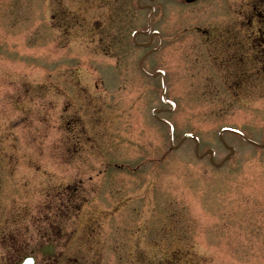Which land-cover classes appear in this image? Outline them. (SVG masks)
<instances>
[{
  "label": "rangeland",
  "instance_id": "obj_1",
  "mask_svg": "<svg viewBox=\"0 0 264 264\" xmlns=\"http://www.w3.org/2000/svg\"><path fill=\"white\" fill-rule=\"evenodd\" d=\"M133 1L132 6L130 0L117 1V12L106 16L103 8L97 10L107 26L114 25L110 21L117 18L115 26L118 29L115 26L111 28L122 30L123 37L113 49L116 56L113 51L106 54L103 50L93 53L79 49L80 39L71 42L74 45L72 50L80 51L79 56L101 58V69L106 71L111 84L109 92L100 86L101 94L96 95L101 100L106 98L101 114L104 116L115 110L120 128L118 133H131L132 155L160 156L165 151L164 161L158 167L149 163L128 176V184L135 185L127 192H134L133 199L121 203L120 211L104 219V229L109 230L112 237L122 236L133 245L131 252L123 255L124 260L112 252V262L264 264V148L253 145L237 133L223 130L226 127L239 129L247 137L264 143V84L222 85L217 79L211 82L205 74L202 77L192 75L197 71L191 65L194 60L192 47L199 37L190 28L196 17L191 7L180 2V23L176 27L170 22L165 25L164 60L163 54L149 58L151 71L162 65L159 60L165 62L168 70L167 97L175 101L176 108L163 112L161 116L174 126V142L181 143L172 149L168 125H161L152 113L154 108L165 106L161 99L160 79L152 81L140 73L134 62L140 60L144 51L133 48L131 53L126 43L129 31L132 33L145 27V13L138 10L136 0ZM165 2L173 7L172 10L179 8L174 0ZM118 3L123 5V15ZM125 6L132 7V10L126 12ZM172 10L166 19L173 18L177 10ZM52 12L45 0H0V82H8L10 78L7 75L23 77L28 82V87L22 85L24 94L18 112H12L17 104L13 102L12 106L8 99L12 98V89L5 84L0 86V97L10 95L5 103L0 102L3 107L6 104L4 108L7 111L3 114L6 118L10 115L13 119L16 115L20 118L16 123L18 126L12 129L2 115L0 118V137L9 138L8 143L13 139L19 142V148L13 154L20 160L16 166L17 176L11 175L8 168V158H12L8 150L6 159L2 160V168L0 165V177L2 173L6 178L5 181L0 180V193L4 196L2 201L5 205L14 199L23 205L30 190L42 192L50 189L47 176L42 174L48 166L47 142L52 134L50 129L48 132L46 123L50 119L47 86L53 80L48 75L47 65L62 60L61 56L67 54L63 48L67 40L60 36L58 26L62 22L52 16ZM125 12L131 24L121 27ZM161 25L158 22L155 28ZM126 51L132 54L134 68L118 64ZM105 62L111 63L115 73L106 69ZM85 72L82 70L87 74ZM102 76L105 80L106 75L102 73ZM91 79L92 75H87L86 81ZM94 80L90 81L91 85ZM31 87L33 89L26 90ZM68 87L63 93L77 92V86L72 83ZM93 90L99 91L94 85ZM27 92L28 96L34 94L33 102ZM68 94L53 97V103L60 109H71V105H63L66 100L72 102ZM33 120L36 128L31 129L29 124ZM188 131L199 137L200 153L210 147L215 149L214 162L208 154L197 156L195 140L184 138ZM32 138L38 144L30 145ZM224 143L235 147V153L218 166L215 162L225 160L230 152ZM31 146L37 148L31 149ZM27 158H37V161L32 163ZM31 174L37 176L31 178ZM142 179L143 184L140 183ZM142 191H147L146 197L139 196ZM124 203H127L125 207ZM135 205L142 212L133 208ZM15 214L8 206L0 211V238L13 230ZM142 253L146 260H141Z\"/></svg>",
  "mask_w": 264,
  "mask_h": 264
},
{
  "label": "flooded vegetation",
  "instance_id": "obj_2",
  "mask_svg": "<svg viewBox=\"0 0 264 264\" xmlns=\"http://www.w3.org/2000/svg\"><path fill=\"white\" fill-rule=\"evenodd\" d=\"M45 1L53 11L51 15L62 22L58 25L61 29L60 36L67 40V44L63 46L67 54L61 56L62 60L47 65L48 75L53 80L47 86L50 95V101L47 103L50 119L46 123L48 132L50 129L52 134L51 140L47 142L48 166L46 172L42 174L47 176L50 189L42 192H38L37 189L30 190L23 205L17 199L12 200L8 205L3 204L4 196L0 193V211L8 206L16 213L13 230L0 238V253L2 252L0 264H115L111 259L112 252L124 260L123 255L127 251L131 252L133 245L122 236L112 237L111 232L104 229V219L120 211L121 203L133 199L134 192L131 194L127 192L135 185L128 184L126 181L128 176L142 170L144 165L149 163L158 167L164 161V150L160 156L132 155L131 133H118L120 128L115 110H110L104 116L101 114L103 100L106 98L101 100L96 95L101 94V84L106 85L103 87L105 91L111 90L109 77L106 71L101 69L99 62L102 61L101 58L89 59L90 56L84 58L78 55L80 51L72 50L73 39H80L82 42L78 44L79 49L84 48L93 53L103 50L106 54L113 51L116 56L117 52L113 49L117 48L118 42L123 37L122 30H116L117 18L110 21L114 25L107 26L97 10L103 8L106 11L105 16L117 12L116 3L120 0ZM165 1L140 0L142 5L140 11L145 13L144 29H148L151 25V31H154L156 29L154 27L160 22V25L163 24L159 29L162 36L142 33L144 39H140L141 32H139L135 43L133 31L132 33L129 31L130 35L128 34L126 43L130 52L132 53L133 48H136L144 51L141 58L145 54L147 56L143 62L141 59L134 62L137 63L135 65L131 62L132 54L129 55V51H126L119 60V65L127 67L132 65L134 68V65L141 67L143 64L149 68L151 64L149 58L163 54H160L162 50L153 51L156 41L163 44L166 42L164 29L165 25L168 26V22L175 27L180 23L181 2L184 6L191 7L196 17L195 23L190 28L199 37L192 47L194 60L191 65L197 68L192 75L202 77L205 74L209 76L211 82L217 79L222 85L264 84V0H195L193 2L174 0L179 4L177 5L179 8L175 10H172L173 7L167 5ZM132 4L133 0H130V5ZM151 5L154 6V12L150 16ZM118 6L122 14L123 5L118 3ZM125 7L126 12L132 10V7ZM169 10L177 11L173 18L166 19ZM126 12L121 27L127 23L131 24ZM112 26L116 29L111 28ZM149 42L152 44L147 47L142 45ZM163 60L158 61L162 63L161 67L165 66ZM160 66L158 68H161ZM105 67L115 73L111 63L108 65L105 62ZM82 70L87 74L82 73ZM102 73L106 75L105 82L102 80ZM87 75H92V79H95L94 88L99 91L93 90V85L90 83L92 79L86 81ZM6 77L10 80L1 81L0 86L3 87L5 84L12 89L10 93L12 98L8 99L12 106H14L13 102L17 104L12 112H18V105L22 103V94H24L21 90L22 85L28 87V82L23 77L22 79L9 75ZM71 83L77 86V92L63 93L69 89L68 84ZM31 89L33 88H26V90ZM67 94L72 102L66 100L63 105H71L72 111L66 107L60 109L56 103H53V97ZM36 95L39 98L37 88ZM7 97L5 95L0 97V102L5 103ZM28 97L32 102L34 101V94H29ZM33 105L36 106L35 103ZM4 107L0 105V118L1 115L4 117L9 129L17 127L16 123L20 118L18 115L14 118H17V121L11 118V115L6 118L3 113L7 110ZM166 109L164 108L162 112ZM154 118L161 125L166 123V119L159 115ZM34 120L29 124L31 129L36 128ZM122 138L125 140H120ZM12 141L8 143L9 138L0 137V165L2 168L8 150L12 155V158H8V168L11 175L17 176L16 166L20 160L13 154L19 148V142L14 139ZM35 142L36 140L32 138L30 145ZM33 148L37 147L31 146V149ZM27 160L34 163L37 158H27ZM37 171L38 168L36 173ZM145 173L148 176L149 172ZM36 176L37 174L30 175L31 178ZM5 179V174L1 173L0 180L5 181ZM143 182L142 179L140 183ZM139 196L146 197L147 191H142ZM146 200L148 201L149 198ZM126 204L124 203L123 206L125 207ZM133 208L142 212L138 205ZM143 256L144 253L141 260H146Z\"/></svg>",
  "mask_w": 264,
  "mask_h": 264
},
{
  "label": "water",
  "instance_id": "obj_3",
  "mask_svg": "<svg viewBox=\"0 0 264 264\" xmlns=\"http://www.w3.org/2000/svg\"><path fill=\"white\" fill-rule=\"evenodd\" d=\"M173 147H175V146H173ZM231 150H232V152L227 156V158H230L232 156V153L234 152L235 149L233 147H231ZM208 153H210L212 157L214 156V150L209 149Z\"/></svg>",
  "mask_w": 264,
  "mask_h": 264
}]
</instances>
